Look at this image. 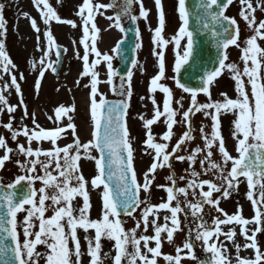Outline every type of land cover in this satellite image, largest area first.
<instances>
[{"label":"snow or ice","instance_id":"snow-or-ice-1","mask_svg":"<svg viewBox=\"0 0 264 264\" xmlns=\"http://www.w3.org/2000/svg\"><path fill=\"white\" fill-rule=\"evenodd\" d=\"M154 3L158 26L153 29L149 25L148 30L153 33L152 54L156 57L158 71L150 79L148 88L152 117H138L145 130L144 154L151 157V164L142 177L134 167L135 149L126 117L133 96V69L139 66L143 72L144 67L134 56L132 67L126 76H120L119 87L115 86L114 78L119 73L113 68L114 56L102 53L97 47L100 29L95 17L114 9L113 16L105 17L111 22L109 28H116L126 38L125 20L132 24L148 20L150 10L145 8L143 0H112L107 5L82 0L75 13L81 20L80 25L62 19L49 0H32L44 25L43 31L36 18L26 12L22 14L36 34V50L41 52L38 59L29 62L31 70L37 74L34 83L37 95L45 74L57 73L61 51L67 52L57 43L52 23L69 25L73 29L81 27L82 37L78 42L73 41L74 45L83 47L82 56L79 51L75 52L76 58L82 61V71L75 83L79 87L82 79L89 80L84 87L89 89L92 139L87 142H82L78 135L73 116L75 103L61 104L54 109V117H48L54 124L51 129L42 127L36 113L28 111L21 87L26 78L23 73L17 75L18 68L6 50L5 4L0 3V115L7 113L9 117L0 127L7 130L11 141L16 143L15 148L10 147L8 140L0 136V170L6 163L13 162L23 173L7 184L0 178V264H40L41 261L43 264H83L84 255L89 257V264H104L108 258V254L102 252L104 239L114 242L112 264H158L160 257L166 264H183L184 260L195 264H232L229 244L236 250V264H264V249L257 240V234L264 233V47L259 43L264 41V19L256 18L257 11L264 13V0H239V15L253 33L243 42L239 39L238 21L226 14L234 0H197L195 29H190L192 13L186 7V0H178L181 24L170 39L163 35L166 21L162 0H154ZM134 5H139L138 15L133 12ZM199 35L208 36L217 49L210 69L197 62L196 36ZM135 36L134 53L143 47L139 28ZM123 44L124 39H121L111 51L119 53ZM169 44L175 53L170 79L176 89L190 97L186 110L184 97L175 99L173 89L162 82L169 79L165 65V50ZM231 46L241 50L242 69L229 61L227 50ZM53 54L55 60L51 59ZM90 57L94 59L90 61ZM101 64L106 68V80L100 79L98 67ZM182 73H189V79H198L199 86L185 83ZM225 74L235 82V98L220 93L221 99L214 100L212 88ZM101 84L109 85L113 94L122 99L109 102L99 90ZM12 91L18 98L17 104L10 103ZM157 92L163 94L162 107L157 102ZM201 94L206 102L198 100ZM18 110L22 113L19 121L15 116ZM197 113L211 121L210 132L205 131L207 125L201 124L198 130L193 127ZM228 114L234 117L231 137L235 156L228 151L222 135V117ZM28 120H31V127L25 123ZM160 122L166 130L157 139L153 125ZM177 126L184 129L178 137ZM69 131L72 142L60 146L58 141L66 139ZM196 131L202 146L190 148ZM19 137H23L26 144L20 143ZM174 138L176 142L172 144ZM44 141L51 144L49 149L32 147L34 142L39 145ZM217 153L219 160L214 158ZM81 160L95 163L96 174L90 179L81 171ZM173 160L188 164L186 176L175 175ZM197 164L199 171L195 167ZM163 168H168L170 173L165 178L167 183L157 185L158 171ZM204 176L214 179H204ZM178 181H184L185 186H179ZM37 182L42 185L39 189L34 187ZM241 183L247 184L246 198L254 212L251 219L243 216L240 206L231 215L220 207L221 201L237 192ZM154 186L166 193V199L162 198L158 204L151 202ZM99 189H102L101 215L92 219L90 193ZM77 198L82 200V205L74 204ZM206 206L217 213L211 224L205 218ZM50 209L52 215L46 216ZM162 212L165 213L164 223L160 224ZM21 213L24 214L22 220L18 219ZM124 217L135 221V226L127 229ZM190 219L195 224L194 232L188 223ZM235 226H239V235L245 241L243 247L252 250V257L240 256L241 245L237 242ZM150 227L154 234L146 235ZM185 230L187 238L182 246L176 247L175 255H164L161 251L163 240L166 238L172 244L174 235ZM80 231L85 234L86 250H82ZM153 242L154 247L150 246ZM196 242L210 254L207 261L198 259ZM38 246H43L45 252L38 251Z\"/></svg>","mask_w":264,"mask_h":264},{"label":"rangeland","instance_id":"rangeland-1","mask_svg":"<svg viewBox=\"0 0 264 264\" xmlns=\"http://www.w3.org/2000/svg\"><path fill=\"white\" fill-rule=\"evenodd\" d=\"M12 1L11 5L9 6L6 4L4 12L6 13V21L7 27H11L12 24L18 23V33L17 30L10 32L11 28H7V36H6V50L10 55L11 59L15 63L18 68V73H23L25 76V80L21 82V87L24 95V100L28 105V111L36 112V117L38 119V123L46 128L51 129L54 127V124L51 120L48 119L49 116L54 117V109L63 104L65 106H70L71 104L75 103L76 111L73 114L74 122L77 125L78 135L82 142H87L88 140L92 139L91 131H92V121L90 118V101H89V89L85 88L84 85L89 83L87 78L82 79L80 81L79 87L76 86V80L79 77V73L82 71V61L78 60L75 56V52L79 51L81 56L83 55V47L73 43V41H79L82 37V29L81 27H77L73 29L69 25L65 24H58L53 22L51 25V30L54 34V37L57 43H62L68 47V53L65 56V62L63 65L62 73L63 74L60 80L56 78V76L51 72H47L45 74L44 79L41 83V89L39 94L37 95L34 88V83L37 78V74L31 70L30 61L33 59H38L41 56V52L36 50V34L32 30L30 26V22L28 19L23 17V13H28L31 17L36 18L42 31L44 30V25L42 21L39 19V13L34 8L32 4V0H7V2ZM50 4L54 7V9L58 12V15L62 19H68L75 21L78 25L81 24V20L78 16H76V11L78 10V6L82 4V0H60V3L57 0H49ZM96 3L100 4H109L112 0H94ZM144 6L146 9H149V16L148 20L145 21L143 19L139 20V25L141 28V37L143 47L138 51L137 58L139 60L140 65H143L144 71L141 72L139 66L136 69H133V78H132V89H133V96L130 101V109L128 112V129L131 133L132 138V145L135 149L134 156V167L138 173V176L142 177L143 172L150 166L148 165L147 161L150 159L149 156L144 154V146L143 142L145 140V130L143 128V122L138 118L140 115H145L146 118L152 117L153 105L148 99L149 97V83L150 79L156 74L158 71L157 60L156 57L152 54L153 45L151 43L153 33L149 32L148 27L149 25L155 29L158 26V15L157 10L155 7L154 0H143ZM163 9L165 12V30L163 35L165 38H171L175 35L180 27V20L178 16L177 6L178 0H162ZM16 6V8H15ZM101 11H104L103 9ZM241 11V7L239 4V0H234V3L229 6L227 10V14L231 17H238L241 25V34H240V41L243 42L247 38H249L253 33L246 27L244 21L241 19L239 13ZM134 14L139 13V5L133 6ZM115 14L114 9H108L104 12V15L97 14L95 17V23L97 27L100 29L99 38L97 40V47L103 53L107 52L110 55L114 56L113 59V68L116 70L118 65V59L116 53L111 51L112 48L115 47L117 40L123 37V33H121L116 28H109L110 21L106 19V16H113ZM257 20L264 19V13L259 11L256 12ZM236 19V18H235ZM237 20V19H236ZM126 22L124 21V26ZM91 35V33H90ZM43 44V38L41 40ZM260 45L264 47V41H259ZM241 46L243 44L241 43ZM229 61L234 62L235 57L241 56L240 48L235 46H231L228 50ZM52 60H55V56L51 57ZM94 59V57H90ZM175 62V53L171 44L165 50V65H166V75L169 77L166 81H162L166 83L168 86H171L172 80L170 77L173 75L172 68ZM98 71L100 72V79L106 80V68L103 64L98 67ZM228 74L221 76L215 83L213 89H218L219 85L223 82H229L230 90L235 89V82L229 77L226 79ZM19 78V77H18ZM7 79V77H5ZM120 79L118 77L114 78V84L118 88L120 84ZM2 83V82H0ZM59 89V91H57ZM100 92H102L105 98L112 97L113 92L111 87L107 84H101L99 88ZM161 93H156L157 102L161 105L162 103L159 102L158 96ZM201 96V95H199ZM141 97H145V99H141ZM188 101L190 102V97L185 96ZM99 99V97H97ZM17 98L15 97V92L12 91L10 95V103L14 104ZM198 100L204 101L206 97H198ZM38 108V109H37ZM38 111V112H37ZM22 113L17 114L15 113L16 120L19 121V118ZM47 117V118H46ZM2 119V123H7L9 117L8 114L5 113L0 115ZM29 126L31 124L28 121H25ZM64 123H67L66 118H64ZM159 135V133L157 134ZM0 136H4L8 142L9 146L15 148L16 143L11 141L10 133L7 132L3 127H0ZM20 143H25L23 137L18 138ZM11 142V144H10ZM72 142L71 132L67 133V138L58 141L60 146H64L65 144ZM175 144V138L172 141ZM32 147L35 149L37 147H41L45 150L51 147V144L47 141L41 142L39 145L35 142L33 143ZM0 155H2V150H0ZM93 155H98L97 153L93 152ZM235 156V155H233ZM23 160V157H20ZM81 171L85 178L90 179L96 174L95 163L91 160H81L80 161ZM161 171V170H160ZM158 172L157 179L155 184L159 182L162 178L160 175L161 172ZM163 173V172H162ZM23 174L21 173L20 169L15 165L13 162L6 163L5 167L0 170V178H2L3 182L9 183L14 180L17 175ZM165 183V180H164ZM158 183L157 185H159ZM41 183L37 182L34 187L39 189L41 187ZM51 191V190H49ZM102 189L99 190H92L90 193V199L92 203V208L90 210V217L92 219H97L101 215L102 210V200L100 197V192ZM143 193H141V197H143ZM162 198L166 199V193L162 189H158L155 186L152 189L151 195V202L153 204H158L162 202ZM76 202V203H75ZM50 204V202H48ZM74 204L82 205V200L77 198L74 201ZM48 214V215H47ZM52 211L51 209L46 213V216H51ZM24 214H18V219L22 220ZM160 217H162L160 215ZM125 219V227L127 229H131L135 226V221L130 218L124 217ZM159 223L162 224L161 218ZM94 235V233H91ZM146 235H153V230L151 227L149 228L148 232L145 233ZM78 235L81 237L82 243V250H86V245L83 241V236L85 235L83 231H80ZM175 238V237H174ZM178 240L180 238L178 237ZM176 241L174 240V244ZM173 244V243H172ZM166 240H163L162 244V253H168L173 248ZM114 242L108 241L106 239L102 240V252L108 254V258L105 260L104 264H112L111 257L113 256L112 251H114ZM150 246H155L154 242L150 244ZM38 251L41 253L45 252V248L43 246H38ZM115 252V251H114ZM160 259V258H159ZM158 259V261H159ZM104 260V261H105ZM43 264V261L40 262ZM89 264V263H86Z\"/></svg>","mask_w":264,"mask_h":264},{"label":"flooded vegetation","instance_id":"flooded-vegetation-1","mask_svg":"<svg viewBox=\"0 0 264 264\" xmlns=\"http://www.w3.org/2000/svg\"><path fill=\"white\" fill-rule=\"evenodd\" d=\"M221 86H222V88H221V90H219V95H218V93L216 94V97L218 96L217 100L221 99L220 98V93H226V92H224L226 90V88H225L226 84L223 83V84H221ZM180 97H181V93H178V99ZM212 98L215 100V96L214 95H212ZM195 123H196V120L193 118V127L194 128L196 126ZM204 124L208 126L206 128H210L211 121L209 119H206V121H204ZM183 130L184 129L179 126V135L182 134ZM194 135L196 136V132L194 133ZM222 135L224 136L225 139H227L226 140V147H227L228 151L231 153L230 141H229V138L231 136V133H230V114L222 117ZM196 140L197 139H195V141L192 142L191 145H189L190 148H192L194 145H195V147L197 146L196 145ZM181 154H185V153H181ZM214 158L216 159V157H214ZM181 167L182 168H177V169H179L181 171V175L180 176L186 175L187 173H186L185 170L188 168V164H184ZM195 167L197 168V165ZM198 169L199 168H197V170ZM246 192H247V184L246 183H241L239 185V189L236 192V194H237V197L239 198L240 202H242V206H243V208H242L243 212L242 213L244 214V217L247 218L249 216L250 219H251L254 216V212H253V209H252V206H251V202L248 201L247 198H246ZM232 208H233V202L230 201L228 203V209L224 210V211L227 212L228 214H234L236 212V210H233ZM206 213H207V215H206L205 218L207 220L211 219V218H214L217 215V213L215 211H210V210H206ZM208 222L211 224V221H208ZM188 223L192 226L193 232H194L195 231V224L192 223L191 219L189 220ZM235 227H236V230H237V233H238L237 242L241 245L240 256L241 257H252L253 256L252 250L251 249H244V247H243L245 241H244V237L239 235V226H235ZM225 231H227V228H225ZM184 232H185V235H187V231L185 230ZM257 240L259 241L260 246L262 248L264 246V233H258ZM228 247H229V255L232 254L233 256H236L235 248L232 247L231 244H229ZM195 252H196L197 257H198L199 260L207 261L209 259V257H210L209 253H206V252L203 251V249H202V247L200 245V242H196ZM233 263H234V259L232 258V264ZM183 264H195V262L189 261V260H184Z\"/></svg>","mask_w":264,"mask_h":264},{"label":"water","instance_id":"water-1","mask_svg":"<svg viewBox=\"0 0 264 264\" xmlns=\"http://www.w3.org/2000/svg\"><path fill=\"white\" fill-rule=\"evenodd\" d=\"M197 0H186V7L188 10L192 13L191 19H190V29H195L197 27L196 23V12L194 5L196 4ZM132 26V25H131ZM127 30L126 38L124 39V44L122 45L121 51L119 52V58L121 61V65L118 68V71L121 75H126L127 71L130 69L131 66V60L134 58L135 53L133 51L134 45H135V31L136 28H130ZM197 41V62L202 67L212 68L213 62L215 61L217 57V49L214 46V43L211 41V39L206 35H199L196 36ZM62 49V48H61ZM63 51H61V63L63 60ZM61 64L58 66V69L60 68ZM182 76L184 78V82L190 84L191 86L198 87L199 86V80L198 79H189V73H182ZM109 102H117L119 100H108Z\"/></svg>","mask_w":264,"mask_h":264},{"label":"bare ground","instance_id":"bare-ground-1","mask_svg":"<svg viewBox=\"0 0 264 264\" xmlns=\"http://www.w3.org/2000/svg\"><path fill=\"white\" fill-rule=\"evenodd\" d=\"M17 32H18V28H17Z\"/></svg>","mask_w":264,"mask_h":264}]
</instances>
